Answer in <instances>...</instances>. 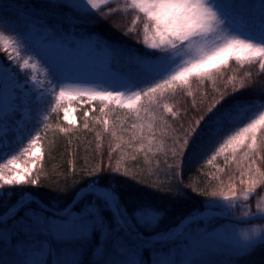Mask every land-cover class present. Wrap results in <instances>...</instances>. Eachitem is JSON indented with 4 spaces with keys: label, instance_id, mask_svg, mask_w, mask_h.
Wrapping results in <instances>:
<instances>
[{
    "label": "snow or ice",
    "instance_id": "6c2138e0",
    "mask_svg": "<svg viewBox=\"0 0 264 264\" xmlns=\"http://www.w3.org/2000/svg\"><path fill=\"white\" fill-rule=\"evenodd\" d=\"M115 2L65 0L60 7L84 13L79 23L87 25L88 14ZM117 11L135 13L127 31L135 32L138 25L141 27L146 50L140 56L129 54L138 84L132 85L128 91H110L109 87L116 86L107 82L97 87L70 86L40 52L36 53L39 59L34 60L31 54L23 58L20 69L32 70L29 81L35 99L31 103L37 107L49 101L51 104L39 113L40 119L29 133L26 146L17 147L18 154L10 158H7L9 153L5 148L11 149L13 144L9 141L5 145L6 133L0 130V160L4 161L0 163V202L15 195V191H4L5 186L38 185L39 176L33 177V168L38 159H43V154L38 150L33 152V149L42 139L41 132L46 133L49 129V114L59 115L62 109L63 120L74 125L64 104H70L71 96L75 94L81 100L86 97L89 103L98 101L102 105L101 116L95 119L118 141L112 151L126 145L142 153L146 159L149 154L162 153L165 163L170 152L173 163L168 165L169 172L163 174L170 175L175 181L177 196L184 189L183 171L206 155L207 145H215L206 164L212 165L217 157H223L225 167L235 163L240 184L244 187L238 193L235 184L230 183L227 191L221 188L202 194L227 202L226 205L217 204V207L224 208L238 223L249 225L242 230L233 226L234 242L216 247L225 248L235 259L250 255L258 247L264 248V224H252L254 220L264 221V195L257 192L264 187L261 167L264 163V102L237 94L246 88L245 81L252 76L250 72L240 80L239 88L235 86L236 76L229 77L227 83L232 85L230 100L226 99L227 88L224 92L215 88L216 76L231 60L241 67L258 64L260 72L264 73V10L258 14L248 13L241 18L242 22L237 20L236 5L225 0H126L124 7L109 8L106 15ZM24 45L23 36L9 37L0 31V48L8 53L9 60L19 62ZM42 64L45 66L41 69ZM37 72L45 77L44 81L38 79ZM193 80L200 84L210 81L219 98L211 103L204 115L173 139L169 136L171 126L165 116L176 118L179 112L173 111L167 101L180 91L186 90L187 95L192 96ZM140 84L147 86L132 90ZM257 91L264 96V84ZM110 105V112L124 110L125 116L134 122L125 128L124 120L117 116L109 129L110 113L105 109ZM84 117L83 126L87 129V112ZM61 131L67 132L68 129L62 128ZM124 133L129 134V140H124ZM99 136L97 133V138ZM166 139H172V145L167 148ZM24 142L25 138L21 136L16 145ZM20 160L24 166L17 163ZM217 170L224 171L223 168ZM88 176L91 178L86 183L71 191V208L52 205L31 191L21 190L15 203L8 204L0 214V241L8 245L10 238L17 236L30 241L29 248L35 258L25 264H91L84 259L85 244L91 243L90 237L94 239L97 234H102L104 244L94 250L98 256L94 264H181L177 257L191 245L186 239L185 246L176 249L175 257L167 248L169 242L174 243L179 237L173 235L171 228L158 230L163 213L148 202L157 193L133 185L126 178L135 179V175L127 170L121 171L119 164L106 175L94 169ZM64 194L69 193L65 190ZM257 195L259 199L253 209L248 202ZM129 205H132L131 210ZM234 210H240L241 214L234 216ZM53 243L58 247L54 248ZM195 251L202 257L211 255L213 246L205 243ZM146 252L149 255L147 260L144 258ZM229 264L233 262L230 260Z\"/></svg>",
    "mask_w": 264,
    "mask_h": 264
},
{
    "label": "trees",
    "instance_id": "16d2710c",
    "mask_svg": "<svg viewBox=\"0 0 264 264\" xmlns=\"http://www.w3.org/2000/svg\"><path fill=\"white\" fill-rule=\"evenodd\" d=\"M225 2L236 5L238 22H242L241 18L248 13L258 14L264 10V0H225ZM125 4L126 0H116L115 3L102 6L99 10H93L92 13L87 15L89 23L81 25L79 20L85 15L84 13L76 11V13L66 14V8L54 5L49 0H33L32 3L22 0H0V31L3 30L9 34H21L37 25H44L54 31L69 32L73 28L76 35L95 33L102 37L109 47L115 51L113 59V65L115 66L117 62L121 64L124 61V56L129 58V54L140 56L146 50L142 43L140 25L137 26L135 32L127 31L135 16L133 11L127 13L117 11L112 15H106L109 8H122ZM0 52L4 58L3 52L1 50ZM247 72L252 74L251 79L245 81L246 88L240 90V93L237 94L243 95L249 100L264 102V96L257 91L259 86L264 84V73L260 72L258 64L241 67L235 60L229 61L228 66L221 68L220 73L216 76L215 88L219 89L220 92H224L227 88L226 99L230 100L232 98V85L227 83L229 77L236 76L235 86L239 88V82ZM191 83L192 96H188L185 90L170 96L167 101L172 106L173 111L179 112V116L176 118L170 115L165 116L168 125L171 126L169 136L173 139L182 134L183 130L193 124L201 115H204L211 103L219 98V93L213 90L210 81L200 84L198 81L193 80ZM193 100L195 103H193ZM75 106L77 123L74 125L63 120L62 109L59 115L49 114V129L46 133L41 132L42 139L37 143L43 154V159H38L33 170V177L39 176L38 185L5 186L4 191H15V195L10 200L0 202V214L5 211L8 204L15 203L21 190L31 191L38 198L52 205L68 206L72 201L71 191L79 188L91 178L88 176L89 172L95 169L100 174L106 175L112 172L118 164L121 171L127 170L135 175V179H132L131 176L126 178L133 185L157 193V196L148 202L155 204L163 213V219L158 230L174 229L183 219L204 209L221 210L222 207H217V202L221 200L219 197L202 193L219 191L221 188L227 191L230 183L235 184L238 193L244 187L240 184L239 170H237L235 163L225 167L223 157H217L212 165L206 164V160L211 156L210 150L215 146L209 144L206 148V155L203 158H198L190 169L183 171L184 189L183 193L177 196L178 188L175 181L172 180L170 175L165 176L163 174L169 172L168 165L173 163L170 152L168 153L167 163H165V157L162 153L149 154L146 159L142 153H137L133 149L127 148L126 145L112 151L118 141L111 135V131H104V126L97 123L95 119L101 116L100 108L102 105L98 101H92L91 103L77 101ZM110 109L111 105L109 109H105L106 113H110L108 115L109 129H111L112 122L116 120L117 116L124 120L123 127L125 128L134 122L131 117L125 116L124 110L118 109L116 112H110ZM85 112L88 113L89 127L87 129L83 126ZM62 128H67L68 131H61ZM173 129L175 132L172 131ZM97 133L100 134L99 138H97ZM117 135H120V133L118 132ZM157 135L159 136V133ZM123 138L125 141L129 140V134L124 133ZM171 145L172 139H166V148ZM261 167L264 170V163L261 164ZM218 168H223L224 171L220 172L217 170ZM216 177H219V180ZM153 185L156 187H152ZM193 189L196 190L193 191ZM65 190L68 191V195L64 194ZM257 192L259 195H264V187L258 189ZM259 195L248 202L253 209L255 208L254 201L259 199ZM131 207L132 205H129V210H131ZM234 212L236 215L241 214L240 210H234ZM214 218L216 223L222 220L219 217L214 216ZM202 219L196 220V223L202 221ZM252 223L264 224V221L254 220ZM8 227L11 228L10 222ZM101 239V234H97L94 239L90 237L91 243L85 244L84 251L86 255L84 259L91 262V264H94L98 258L95 249H93L95 243L100 242V246L104 244L105 238L102 242ZM182 239L184 240L185 237ZM10 241L8 245H5L4 241H0V261L3 264H25L30 258L29 246L31 242L25 240L22 236H17L15 239L10 238ZM178 243L180 241L172 242L167 248L173 252L172 249ZM53 247H58V245L53 243ZM152 255L154 257L155 253ZM144 258L145 260L149 258L147 252L144 253ZM230 260L233 264H264V248L258 247L250 255L240 259L224 254H220V256L211 254L203 257L194 255L188 264H193V262H196V264H229Z\"/></svg>",
    "mask_w": 264,
    "mask_h": 264
},
{
    "label": "rangeland",
    "instance_id": "374dc122",
    "mask_svg": "<svg viewBox=\"0 0 264 264\" xmlns=\"http://www.w3.org/2000/svg\"><path fill=\"white\" fill-rule=\"evenodd\" d=\"M22 1L32 3L33 0ZM49 1H52L54 5L65 3V0ZM66 10V14L76 13V11H70L68 8H66ZM1 31L9 37L18 35L23 36L26 41V45L22 46V59L19 62L9 60L8 53L2 48L0 49L5 56L3 58L0 52L4 60L3 75L0 84V130L6 133L4 139L5 145H7L9 141L13 144V148H5V151L9 153L7 158H10L13 154H18L15 150L17 147L26 146V140L30 138L29 133L36 127V121L40 119L39 113L48 108L51 104V101H49L37 107L35 103H31V101L35 99V93L32 91V84L29 81L32 70H21L19 67V64L23 62V58H27L28 55L31 54L33 59L36 60L40 58L36 53L40 52L41 55L53 65L54 69L63 75L62 78L65 79L66 85L97 87L103 86L104 83L107 82L116 86V88L109 87L108 90L110 91H128L132 85L138 84L136 70L132 66L131 59L128 56H124V61L121 64L117 62L116 65L113 66L111 60L115 57V52L97 35L76 36L73 28L69 32L54 31L52 28L44 25H37L26 33L21 34H9L6 31ZM31 62L32 61H30V63ZM44 66L45 65L42 64L41 69ZM37 75L38 79L41 81L45 80V77L39 72H37ZM144 86L145 85L140 84L132 90L138 91ZM45 87H47L46 83ZM71 101L70 104H64V107L68 108L69 117L74 121V124H76L77 115L75 103L77 101L87 102V98L85 97L81 100L80 97L72 94ZM32 134H34V132ZM21 136L25 138L24 144L16 145V141L19 140ZM37 150L39 153H42L38 144L37 147L33 149V152H37ZM3 162V160H0V163ZM17 163L24 166L22 160L17 161ZM257 200L258 199L254 201V206ZM217 203L220 205L227 204V202L223 200H219ZM221 210L225 211L224 208H221ZM234 215H236L235 212ZM252 224L256 225L263 223ZM189 225L179 230L177 233V237L179 238L175 241H180L182 244L178 243L172 249L173 256L175 257L176 249L183 248L185 246V240L189 239L188 243L191 246L186 252L177 257L181 261V264H188L194 255H198L195 251L196 248L205 243L213 246L212 254L218 256L224 254L229 256L225 248L216 246L228 245L234 242V235L232 232L233 226L238 230L249 227V225L223 219L216 223L214 216L203 217L202 221L197 223L195 221ZM183 237H185L184 240L182 239ZM101 238L102 242L105 237L101 234ZM100 244V242L97 244L95 243L93 249L102 247ZM34 258L35 256L31 252L28 260Z\"/></svg>",
    "mask_w": 264,
    "mask_h": 264
},
{
    "label": "water",
    "instance_id": "95a60500",
    "mask_svg": "<svg viewBox=\"0 0 264 264\" xmlns=\"http://www.w3.org/2000/svg\"><path fill=\"white\" fill-rule=\"evenodd\" d=\"M3 66H4V62H3V58L0 54V84L2 81V75H3ZM67 207H69V208L72 207V201L70 202V204ZM207 216H216V217L236 221L233 216H229L228 213H226L224 211L217 210V209H204L200 212H197L193 216L186 218L180 224H178V226L173 230L174 231L173 235L176 236L180 229L184 228L185 226H187L191 222H193L197 219H201L203 217H207ZM169 243H171V242H169Z\"/></svg>",
    "mask_w": 264,
    "mask_h": 264
}]
</instances>
